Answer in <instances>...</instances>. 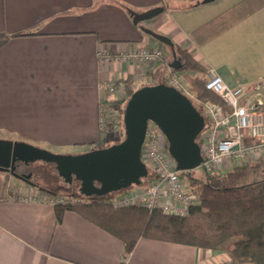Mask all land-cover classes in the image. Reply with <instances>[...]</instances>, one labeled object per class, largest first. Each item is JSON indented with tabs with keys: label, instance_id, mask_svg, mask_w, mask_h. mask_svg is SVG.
Here are the masks:
<instances>
[{
	"label": "crops",
	"instance_id": "1",
	"mask_svg": "<svg viewBox=\"0 0 264 264\" xmlns=\"http://www.w3.org/2000/svg\"><path fill=\"white\" fill-rule=\"evenodd\" d=\"M156 7L164 12L133 24L131 11ZM142 28L264 97V0H0V139L61 154L113 142L101 137V106L118 122L115 105L170 69L171 53L154 64L121 60L163 47ZM40 187L0 170V264H239L227 251L150 239L124 258L121 240L79 214L66 211L58 224Z\"/></svg>",
	"mask_w": 264,
	"mask_h": 264
},
{
	"label": "trees",
	"instance_id": "2",
	"mask_svg": "<svg viewBox=\"0 0 264 264\" xmlns=\"http://www.w3.org/2000/svg\"><path fill=\"white\" fill-rule=\"evenodd\" d=\"M122 7L129 10L127 6ZM163 47L171 53L168 46ZM175 51L181 59L182 68L173 71L194 73L193 77H187L191 88L206 100L220 102L218 97L205 89L206 67L176 44ZM143 86L146 85L142 84L139 88ZM136 90L128 92L127 99ZM126 101L115 105L119 123H122ZM122 138L123 132L116 142ZM200 140L201 136L198 138L201 145ZM148 169L149 178L144 181L145 186L154 180L149 166ZM197 171L181 172V177L198 199L185 216L149 211L140 206L114 208L111 200L115 194L103 198L84 197L79 194L78 182L67 184L68 187H74L69 193H65L63 188H40L50 197L65 200L54 205L58 224L62 222L66 211L79 214L121 240L125 249L124 258L130 255L140 239H150L227 251L239 264H264V160L236 166L223 173L203 172L196 175ZM230 240L232 243H228Z\"/></svg>",
	"mask_w": 264,
	"mask_h": 264
},
{
	"label": "water",
	"instance_id": "3",
	"mask_svg": "<svg viewBox=\"0 0 264 264\" xmlns=\"http://www.w3.org/2000/svg\"><path fill=\"white\" fill-rule=\"evenodd\" d=\"M164 12V7L130 12L138 25ZM161 44L168 46L173 70L182 68L173 41L164 35L142 28ZM154 123L163 133L169 156L178 171H192L203 162L198 138L204 130L205 118L192 101L175 87L158 83L137 89L127 99L122 114L123 139L101 148L80 153L61 154L24 141L0 139V170H7L20 180L31 183L32 174L15 172L17 165L42 162L53 164L65 184H79V194L88 198H103L134 186L143 185L149 169L142 159V148L148 123Z\"/></svg>",
	"mask_w": 264,
	"mask_h": 264
},
{
	"label": "built area",
	"instance_id": "4",
	"mask_svg": "<svg viewBox=\"0 0 264 264\" xmlns=\"http://www.w3.org/2000/svg\"><path fill=\"white\" fill-rule=\"evenodd\" d=\"M165 58V48L158 47L127 53L121 60L154 64ZM190 76L193 77L191 73ZM186 80V74L175 73L170 68L164 82L187 96L205 118V127L200 135L203 162L198 170L204 173H223L230 161L247 164L264 158L263 95L253 88L231 87L214 70H208L205 89L219 98L220 102H214L200 97ZM103 87L112 90L111 86ZM100 112L98 126L101 137L119 138L123 132L122 123L109 122L104 115V106H101ZM142 157L154 174L153 182L146 186L131 187L128 193L121 196L115 194L111 200L112 206H140L168 215H187L190 207L198 202L197 196L181 177L182 171L176 170V164L168 154L165 137L152 122L148 123ZM39 201L53 206L65 202L61 197L55 199L48 195Z\"/></svg>",
	"mask_w": 264,
	"mask_h": 264
},
{
	"label": "rangeland",
	"instance_id": "5",
	"mask_svg": "<svg viewBox=\"0 0 264 264\" xmlns=\"http://www.w3.org/2000/svg\"><path fill=\"white\" fill-rule=\"evenodd\" d=\"M146 22L147 21L140 22L141 26H146L147 25ZM166 54L169 56V51H167ZM186 75H187V77H191L190 73H188ZM192 75H193V73H192ZM162 81H164V79ZM186 81H188V79ZM112 140H114V141L109 143V145L117 143L116 139H112ZM35 146L40 147L38 145H35ZM52 152L58 153V151H56L54 149H52ZM142 159H143V161H145L144 157H142ZM29 169H30L29 171L33 173L32 181L38 183L39 185H41L43 187H46L49 189H52V188L53 189H55V188H61L62 189L63 188L65 193L71 192V188L74 189V187H72V186L68 187V185L63 182V180L58 176L57 172L55 171L54 166H52L51 164L36 162V163L30 164ZM200 173H203V172L201 170H198L196 172V175H199ZM129 191H130V188L127 190L116 193V196H121L122 194L128 193ZM228 243H232V241L230 240Z\"/></svg>",
	"mask_w": 264,
	"mask_h": 264
},
{
	"label": "flooded vegetation",
	"instance_id": "6",
	"mask_svg": "<svg viewBox=\"0 0 264 264\" xmlns=\"http://www.w3.org/2000/svg\"><path fill=\"white\" fill-rule=\"evenodd\" d=\"M29 165L25 166V165H17V168L15 170L16 173L20 174V175H28V174H32L33 177V173L29 171ZM32 177L30 179V181L32 182Z\"/></svg>",
	"mask_w": 264,
	"mask_h": 264
}]
</instances>
